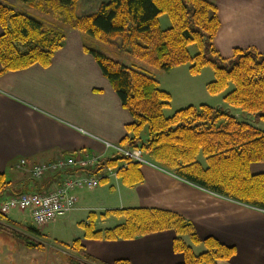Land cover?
I'll list each match as a JSON object with an SVG mask.
<instances>
[{"label": "trees", "instance_id": "1", "mask_svg": "<svg viewBox=\"0 0 264 264\" xmlns=\"http://www.w3.org/2000/svg\"><path fill=\"white\" fill-rule=\"evenodd\" d=\"M45 13L56 14L65 27L73 28L97 40L112 43L121 40V48L135 58L162 70L193 62L192 72L214 67L216 80L208 85L212 94L224 92L230 83L234 89L224 100L232 106L264 121V54L255 48H236L224 58L214 44L220 29L216 0H108L90 14H78L80 0H17ZM16 5L0 0V75L28 68L34 64L49 66L66 40L64 30L48 28L40 20L18 11ZM167 14L171 27L163 28L160 17ZM197 44L195 56L190 45ZM105 77L117 92L122 105L133 116L126 126L123 146L141 147L150 159L179 177L214 193L264 209V173L254 174L251 165L264 162V130L249 121L238 120L229 111L202 104L189 106L166 117L171 95L160 89L158 81L145 72L86 46ZM148 129L144 139L142 133ZM204 159V164L201 159ZM127 165L119 167L120 161ZM141 163L122 155L102 157L91 172L104 175L118 168L117 175L129 186L144 182ZM61 179L56 172L44 178H30L15 186L7 174L0 173V201L6 194L17 196L29 191L45 192ZM31 184V185H30ZM116 215L125 221L113 227L98 228V215L92 212L83 221L84 238L96 240L134 239L149 233L176 231L174 250L184 256L183 264H218L237 253L236 246L224 244L214 236L201 238L191 221L173 211L158 208L108 210L102 216ZM12 223H16L12 219ZM3 224V223H2ZM0 223V228L3 227ZM4 225V224H3ZM38 236L36 227H29ZM194 244H204L197 254L185 237ZM30 248L44 249L41 241L22 236ZM71 248L92 259L82 238ZM113 264H130L118 260Z\"/></svg>", "mask_w": 264, "mask_h": 264}, {"label": "crops", "instance_id": "2", "mask_svg": "<svg viewBox=\"0 0 264 264\" xmlns=\"http://www.w3.org/2000/svg\"><path fill=\"white\" fill-rule=\"evenodd\" d=\"M3 1L18 4L17 0ZM216 4L221 26L214 44L220 55L232 57L236 48H255L264 54V0H216ZM65 33L64 45L49 66L34 64L0 75V173L7 174L15 186L27 181L15 173L20 159L33 165L82 151L112 156L115 151L106 143L119 145L128 134L126 126L134 120L85 49L98 50L91 36L69 27ZM225 110L264 130L263 120L240 110L234 113L230 107ZM147 159L149 163L141 165L144 182L124 184L117 175L119 167L127 165L122 160L108 172L106 183L74 192L77 203L71 212L90 211L89 216L95 212L98 228L105 229L125 221L123 216H102L108 210L142 207L173 211L191 221L201 238L214 236L236 246V255L218 264H264V209L214 193L153 162L150 156ZM251 172L264 173V162L252 163ZM175 237L176 231L168 229L129 240L83 237L82 241L90 260L100 264L118 260L183 264L184 256L174 250ZM185 240L197 254L206 249L188 236Z\"/></svg>", "mask_w": 264, "mask_h": 264}, {"label": "rangeland", "instance_id": "3", "mask_svg": "<svg viewBox=\"0 0 264 264\" xmlns=\"http://www.w3.org/2000/svg\"><path fill=\"white\" fill-rule=\"evenodd\" d=\"M106 1L108 0H80L77 12L80 15L93 13L102 2ZM15 8L40 20L48 28L64 31L66 29L63 21L56 14H45L23 2H18ZM160 22L163 28H169L172 25L167 14L160 17ZM91 38L93 46L101 50V52L129 67L139 69L153 76L158 81L160 89L171 95L170 105L164 109L166 117H171L176 111L191 105L199 107L202 104H208L224 110L226 107H230L234 113L239 110L242 111L241 108L229 105L224 100L225 95L234 89L233 83H230L224 92L212 94L209 91L208 85L216 80V73L211 65L202 67L197 73H193L191 70L194 65L193 62L178 65L169 71H165L135 58L122 49L120 39L112 43H106L93 37ZM189 49L192 56H195L200 51L197 44L190 45ZM218 104H224L226 107H218ZM147 135L148 129H145L142 133V138L145 139ZM144 155L145 157L150 156L149 153L146 154L145 150ZM34 165L28 163L27 168L21 170L15 167V173H21L20 175L23 176V179L29 180L34 177L31 172ZM52 173L54 172L49 170L44 176ZM8 176L15 183L17 182L16 177L12 176L11 173ZM44 176L41 178H44ZM9 196L12 195L6 194L1 199ZM89 213L90 211L70 212L43 226L36 225L29 211L26 210L14 209L9 212V215L0 214V223L4 224L0 228V264H100L82 257L71 248L76 239L84 237L85 230L81 223L88 220ZM11 219L16 223L10 222ZM29 227H36L41 232V235L38 236L36 233L28 231ZM22 236H29L35 242L41 241L45 244V248L28 247L24 243Z\"/></svg>", "mask_w": 264, "mask_h": 264}, {"label": "built area", "instance_id": "4", "mask_svg": "<svg viewBox=\"0 0 264 264\" xmlns=\"http://www.w3.org/2000/svg\"><path fill=\"white\" fill-rule=\"evenodd\" d=\"M106 146L112 148L115 154L133 162L149 163L144 150L140 147H124L110 142H107ZM101 158V155L82 151L62 155L55 160L35 163L31 169L34 177L41 178L50 170L54 173L60 172L61 179L55 181L45 192L29 191L2 199L0 214L8 215L14 209L26 210L29 211L36 225L43 226L70 213L76 208L77 203L74 192L78 189L96 188L105 177L89 170L96 167ZM27 166L28 161L25 158L15 164L18 170L26 169ZM112 171L113 168L108 169V172Z\"/></svg>", "mask_w": 264, "mask_h": 264}]
</instances>
